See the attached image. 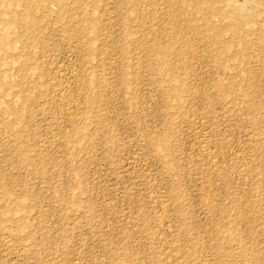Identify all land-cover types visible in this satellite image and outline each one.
<instances>
[{"label": "rangeland", "instance_id": "rangeland-1", "mask_svg": "<svg viewBox=\"0 0 264 264\" xmlns=\"http://www.w3.org/2000/svg\"><path fill=\"white\" fill-rule=\"evenodd\" d=\"M192 1L87 0L91 51L73 0H40L34 41L0 24V264H264V6L238 39ZM14 7L0 0V18ZM98 77L89 101L79 85Z\"/></svg>", "mask_w": 264, "mask_h": 264}, {"label": "bare ground", "instance_id": "bare-ground-1", "mask_svg": "<svg viewBox=\"0 0 264 264\" xmlns=\"http://www.w3.org/2000/svg\"><path fill=\"white\" fill-rule=\"evenodd\" d=\"M55 4H57L58 5V7H62L64 4H66L67 2H65V0H52ZM181 1V0H180ZM190 1H192V0H182V2H183V4H186V3H188V4H190V3H192V2H190ZM235 0H225V5H219V4H221V2L218 4L219 6H221V7H219L218 5H217V2H218V0H197V1H195L194 3V7L193 8H195L197 11H198V13H196V17H198L197 15L199 14V13H202L203 15L205 14L204 12L205 11H209V12H212V14L211 15H213V13H215V15H218V16H221V15H225L226 16V18H227V20H228V24H227V26H229L230 28V31H232V33H234L235 35V37H237V36H239L240 37V35H237V33L239 34L240 33V31H243V30H240V29H238L237 28V26H239V25H235V22H237L236 20L240 17V19L243 17V19H245L244 21H246L247 22V20H249L251 23H252V19H253V15L255 14V13H257V11H263V6H264V0H246V2H249L250 3V10H251V12L250 13H248L249 12V10H248V12H246L244 9H243V7L241 8V7H237V6H235L234 5V2ZM13 2L15 3V5H16V7H14L13 8V10H12V12L14 13V17L13 18H10L9 20H4V19H1L0 18V24H4V23H7V25H9V27L11 28V29H14L15 31H21V32H23V34L25 33L32 41H34L36 38H37V36H35V33L37 32V30L39 29V23H40V21L41 20H43V19H41L43 16H41L42 15V13H43V8H42V6L41 5H43V4H39V2H40V0H13ZM73 2L77 5V7H78V9L80 10L79 12H80V17H81V19L79 20L78 18V20L80 21L79 23H80V25L77 27V29H75L74 31L72 30V32H70L71 33V35H74L75 37L77 36V37H79L80 39L79 40H84V41H82V42H84V47H86L87 48V50H89V51H91V50H93V49H95V44H94V40H92V39H90V38H88V36L90 35V34H94V33H97L96 32V28H95V23L93 22V20H92V10L91 9H89V8H87V7H84V6H82V5H85V4H87V0H73ZM77 2V3H76ZM190 2V3H189ZM46 3V2H45ZM201 3H205L206 5H205V7L204 6H202V5H204V4H201ZM243 3V2H242ZM75 4H74V6H75ZM182 4V5H183ZM188 4H186V5H188ZM46 5V4H45ZM48 5V4H47ZM92 5H94V3L92 2V4H91V6ZM186 5H183L184 7L186 6ZM247 5H248V3H247ZM263 5V6H262ZM179 6V5H178ZM189 6V5H188ZM188 6H187V8H188ZM227 6V8H225ZM229 6V7H228ZM260 6H262L261 8H260ZM45 7V6H44ZM153 7V6H152ZM155 7V6H154ZM154 7H153V9H154ZM182 7V6H181ZM183 7V8H184ZM190 7V6H189ZM91 8V7H90ZM156 8V7H155ZM172 8V7H171ZM186 8V7H185ZM184 8V9H185ZM229 8V9H228ZM61 9V8H60ZM64 9V8H63ZM77 9V8H76ZM226 9H228V10H226ZM262 9V10H261ZM59 10V9H58ZM62 10V9H61ZM65 10V9H64ZM173 10V9H172ZM176 10V9H175ZM196 10H195V12H196ZM243 10H244V13L246 12L247 14H243ZM78 11V10H77ZM154 11V10H153ZM156 11V10H155ZM168 11V10H167ZM170 11H171V9H170ZM178 11H179V8H178ZM183 10H181V12H182ZM186 11H188V10H186ZM194 11V10H193ZM150 12V11H149ZM166 12V11H165ZM172 12V11H171ZM176 12V11H175ZM206 12V13H207ZM154 13V12H153ZM173 13H174V11H173ZM172 13V14H173ZM183 13V12H182ZM182 13H181V15H182ZM188 13V12H187ZM259 13V12H258ZM257 13V14H258ZM168 14H170L169 12H168ZM167 13H166V15H168ZM243 14V15H242ZM260 14V13H259ZM174 15V14H173ZM180 15V14H179ZM200 15V14H199ZM261 15V14H260ZM207 16V15H206ZM258 16V15H257ZM256 16V17H257ZM170 17V16H169ZM169 17H168V19H169ZM173 17V16H172ZM172 17H170V18H172ZM175 17V16H174ZM199 17H201V16H199ZM208 17H210V15L208 16ZM222 17V16H221ZM178 18V17H177ZM189 18V17H188ZM224 18V16L222 17V19ZM225 18V19H226ZM264 18V17H263ZM166 19V18H165ZM185 19V18H184ZM201 19V18H200ZM224 19V20H225ZM239 19V20H240ZM255 19V18H254ZM171 20V19H170ZM204 20V19H203ZM202 20V21H203ZM205 20H208V21H210L209 20V18H207V19H205ZM204 20V21H205ZM226 20V21H227ZM238 20V21H239ZM261 20H262V18H261ZM167 21V20H166ZM171 21H174V20H171ZM170 21V22H171ZM207 21V24H206V26H208V27H210V26H212L213 25V23L215 22L214 20V22H208ZM248 21V22H249ZM191 22V21H190ZM254 22V21H253ZM256 22V21H255ZM254 22V23H255ZM173 23V22H172ZM204 23V22H203ZM206 23V22H205ZM216 23V22H215ZM239 23H240V21H239ZM238 23V24H239ZM259 23V22H258ZM237 24V23H236ZM181 25H183V24H181ZM203 25V24H202ZM205 25V24H204ZM203 25V26H204ZM206 26H204V27H206ZM223 26V29H224V25H222ZM255 26H256V24H255ZM178 28H179V26H177ZM213 27V26H212ZM221 27V25L219 26V28ZM226 27V26H225ZM42 28V27H41ZM257 28H259V29H264V26H263V24L262 25H260V27H258L257 26ZM256 28V29H257ZM216 29H218V28H216V25H215V29L213 30V31H219V29L218 30H216ZM226 29H228V28H225L224 30H226ZM258 29V31H259V33H260V31L261 30H259ZM182 31L180 32V34L183 32V29H181ZM206 30H207V27H206ZM239 30V31H238ZM209 31V30H208ZM264 31V30H263ZM211 32H212V30H211ZM224 32H227V30L226 31H224ZM229 32V31H228ZM227 32V33H228ZM244 32H247V31H243V33ZM249 32H250V30H249ZM69 33V34H70ZM177 33H179V32H177ZM223 33V32H222ZM222 33H220V31L219 32H216L215 33V39H214V41L216 42V43H218L217 45H219V43L221 44L222 42H223V38H222ZM226 33V34H227ZM231 33V34H232ZM262 33V32H261ZM264 33V32H263ZM37 34V33H36ZM209 34H211L212 35V33H208V35ZM214 34V33H213ZM226 34H224V41L226 40L225 39V35ZM241 34H242V32H241ZM183 35V34H182ZM222 35V36H221ZM229 35V34H228ZM231 36H233V34L231 35ZM242 36V35H241ZM243 36H245V35H243ZM260 36V35H259ZM263 36H264V34H263ZM71 37V36H70ZM76 37V38H77ZM206 37V36H205ZM261 37V36H260ZM178 38V37H177ZM176 38V39H177ZM181 38V37H180ZM211 38V37H210ZM214 38V37H213ZM212 38V39H213ZM238 38V37H237ZM241 39H242V37H240ZM240 38H238V39H240ZM264 38V37H263ZM172 39H173V37H172ZM207 39V38H206ZM237 39V40H238ZM248 39V38H247ZM258 39H259V37H258ZM38 40V39H37ZM178 40V39H177ZM246 40V39H245ZM244 40V41H245ZM254 40V39H253ZM252 40V41H253ZM256 40H257V38H256ZM261 40V39H260ZM260 40H258V41H260ZM172 41V40H171ZM248 41V40H247ZM262 41H264V40H262ZM173 42H175V40L173 41ZM210 42V41H209ZM226 42H228V41H226ZM237 42H242V43H238V44H243V43H246L247 44V42L245 41V42H243V40L242 41H237ZM250 42H251V40H250ZM152 43V42H151ZM181 43V42H180ZM214 43V42H213ZM216 43H214L215 45H216ZM249 43V42H248ZM253 43V42H252ZM171 43H169L168 45H170ZM174 44V43H173ZM184 44H185V42H184ZM246 44H243V45H246ZM251 44V43H250ZM153 45V44H152ZM159 45V44H158ZM229 45H230V43H229ZM228 44L226 45V43H225V46H229ZM233 45V44H232ZM0 46H4V47H6L7 49H9L11 46H12V37L10 36V32L9 31H3L1 34H0ZM156 46V45H155ZM222 46H223V43H222ZM239 46V45H238ZM242 46V45H241ZM159 47V46H158ZM163 47V46H162ZM243 47V46H242ZM149 48V47H148ZM152 48V47H151ZM156 48V47H155ZM155 48H152L151 50H153V51H158V54H156L155 52V54L157 55V57H155V59H154V57H153V62L152 63H154V65H156V70H155V76H154V79H155V81H157L158 82V84H162V86L164 87V91L167 93V95H175V96H177V95H179L180 94V87L178 86V84H177V82H176V76H175V73L173 72V64H172V66H171V64H169L168 63V61H167V51H169V50H165V48L164 49H158V50H156ZM219 49H220V47H219ZM219 49H216V50H219ZM7 51V50H6ZM125 51V50H124ZM126 52V51H125ZM179 52V51H178ZM181 52H183V50L181 51ZM123 53V52H122ZM174 53V52H173ZM180 53V52H179ZM218 53V52H217ZM215 55H216V51H215V53H214ZM21 64H22V62H20ZM33 64V63H32ZM25 65H23L22 66V68H21V70L23 71V73H29V68H26L27 67V65H26V67H24ZM153 66V65H152ZM34 68V67H33ZM20 69V68H19ZM89 69V68H88ZM31 71V70H30ZM85 72V71H84ZM89 72V71H88ZM90 73V72H89ZM91 74V73H90ZM96 74V73H95ZM103 74V73H102ZM120 74V73H119ZM86 75H88V74H86ZM98 75V74H97ZM123 75V74H122ZM134 75V74H133ZM1 76V75H0ZM39 76V75H38ZM84 76V75H83ZM101 76V75H100ZM99 76V77H100ZM24 77V76H23ZM98 77V79H97V81L96 82H91V81H89V80H87V79H84V80H81L82 82L80 83L81 85H79L80 87H81V90L83 91V93H85L86 94V96L88 97V99H90L89 101H91V99L94 97V91L96 90V89H100L101 87H102V79H104V78H102L101 77V81L99 80L100 78ZM106 77V76H105ZM82 78V77H81ZM84 78V77H83ZM95 78V77H94ZM97 78V77H96ZM23 79V78H22ZM30 79V78H29ZM104 80H106L107 81V79H104ZM120 80V79H119ZM27 81V80H26ZM19 82V81H18ZM105 82V81H104ZM106 84V83H105ZM5 85V83H4V79H1L0 80V86H4ZM28 85V84H27ZM187 85V84H186ZM104 86V85H103ZM126 86V85H125ZM37 87V86H36ZM182 87V86H181ZM217 87H220V85L219 84H217ZM216 87V88H217ZM50 88H52V87H50ZM55 88H56V84H55ZM35 89V88H34ZM53 89V88H52ZM51 89V90H52ZM57 89V88H56ZM54 90V89H53ZM59 90H60V87H59ZM62 90V89H61ZM105 91V90H104ZM63 92V91H62ZM101 92V91H100ZM99 93V92H98ZM102 93V92H101ZM62 94V93H61ZM80 94V93H79ZM107 95V94H106ZM37 96V95H36ZM61 96H63V95H61ZM67 96V95H66ZM69 97V96H68ZM96 97V96H95ZM100 97H102V95H100ZM166 99V98H165ZM175 99V98H174ZM88 101V100H87ZM99 103V102H98ZM178 103V102H177ZM97 104V103H96ZM66 108H71V104H70V106H68V107H66ZM65 108V109H66ZM72 109V108H71ZM178 110V109H177ZM68 111V110H67ZM16 113H20V111L19 110H16ZM183 115V114H182ZM166 116V115H165ZM255 116V115H254ZM258 116V115H257ZM164 119V118H163ZM170 119V118H169ZM164 122V121H163ZM167 125H168V123H167ZM72 126H73V128H74V134L75 135H78V134H81V128H80V125L78 124V123H76L75 121H72ZM72 128V129H73ZM70 133H72L71 131H70ZM170 134V133H169ZM65 151V150H64ZM66 151H67V149H66ZM208 154H210V153H208ZM211 155V154H210ZM209 155V156H210ZM211 158V157H210ZM28 165V164H27ZM65 193V192H64ZM175 198V197H174ZM173 199V198H172ZM175 200V199H174ZM177 208V207H176ZM9 232V231H8ZM16 233V232H15ZM1 234V233H0ZM21 237V236H20ZM2 238V237H1ZM0 238V239H1ZM4 239V238H3ZM19 239V238H18ZM21 239V238H20ZM7 242V241H6ZM177 245V244H176ZM234 247V246H233ZM17 250V249H16ZM19 250V249H18ZM21 250V249H20ZM27 251V250H26ZM18 252V251H17ZM32 253V252H31ZM238 255V254H237ZM240 256H242V255H239V257ZM160 258H162V257H160ZM121 260V259H120ZM127 260V259H126ZM154 263V262H153ZM186 263V262H185Z\"/></svg>", "mask_w": 264, "mask_h": 264}]
</instances>
